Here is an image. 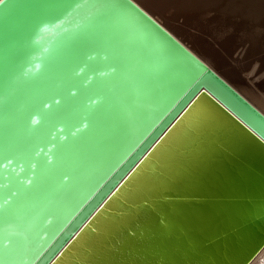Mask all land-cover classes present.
I'll list each match as a JSON object with an SVG mask.
<instances>
[{"label": "water", "instance_id": "water-1", "mask_svg": "<svg viewBox=\"0 0 264 264\" xmlns=\"http://www.w3.org/2000/svg\"><path fill=\"white\" fill-rule=\"evenodd\" d=\"M45 3L57 7L40 18L63 25L41 31ZM114 59L119 91L105 88L110 100L89 106L110 86L99 74ZM112 104L142 106L126 155L65 211ZM51 135L52 170L42 173L34 151ZM62 136L79 147L64 154ZM262 137L264 113L136 0H0V203L15 193L16 208L8 222L0 210V238L23 245V264H249L264 246ZM166 163L171 195H144Z\"/></svg>", "mask_w": 264, "mask_h": 264}, {"label": "bare ground", "instance_id": "bare-ground-1", "mask_svg": "<svg viewBox=\"0 0 264 264\" xmlns=\"http://www.w3.org/2000/svg\"><path fill=\"white\" fill-rule=\"evenodd\" d=\"M136 1L264 113V47L256 46L254 56L255 43L243 41L245 34L264 33V0ZM58 141L60 151L70 154L73 145ZM50 152L46 146L34 155L42 173L52 170ZM74 181L82 186L80 177ZM249 264H264V246Z\"/></svg>", "mask_w": 264, "mask_h": 264}, {"label": "snow or ice", "instance_id": "snow-or-ice-1", "mask_svg": "<svg viewBox=\"0 0 264 264\" xmlns=\"http://www.w3.org/2000/svg\"><path fill=\"white\" fill-rule=\"evenodd\" d=\"M44 12L37 19V26H42L41 31L47 30L50 26L54 25L59 27L64 24V20L59 17H53L47 22L40 18L43 14L47 13L50 9L57 7V5L45 3ZM86 7L85 5L77 4L75 8L79 9ZM78 27V26H77ZM85 58L91 60L92 57L88 56L85 53ZM105 59H108V56H105ZM71 71V70H70ZM84 72V68L78 66L74 71H71V75H79V73ZM113 77V80L109 85L100 86L92 96L87 99V104L89 106L97 105L100 101H109L110 97L104 94V89L108 88L109 91L115 95L120 89L121 85V73L119 63L114 59L113 63L108 66L106 72H101L99 75ZM85 84L91 83V78L84 80ZM77 92V88L70 87L68 90L69 96H74ZM53 103L59 104V98L51 99L41 102L42 108H49ZM142 112V106H136L133 112L124 110L119 104H112L110 117L96 125L95 136L89 146V155L87 160V167L89 174L85 176V184L83 186L75 185L71 190L70 198L62 204V209L65 211L75 210L79 206V203L86 199L87 196L95 188V184L91 183L92 179H95L96 183H99L105 175H108L109 172L119 163L120 160L126 155L127 149L125 148V143L130 137L131 130L134 126V122L140 118ZM33 123L39 124L40 119L32 121ZM81 128H88L89 121L87 119H82L80 121ZM57 132H63L62 127H57ZM56 139L55 135H51L46 146L55 147L51 144V141ZM61 139L67 140L66 136H62ZM264 139V137H262ZM79 147L78 145H73L69 147V150H73ZM45 152V147L37 145L34 155L39 156L41 153ZM154 155V153H153ZM150 158V157H149ZM149 158H146L149 159ZM6 163L4 167H7L12 163V160L5 157ZM142 164L144 162H141ZM35 167V165H33ZM139 167V166H138ZM136 173L134 172V175ZM35 175V173H33ZM68 173L63 174V179H70ZM171 174L169 165L163 164L160 168L156 169L154 173L149 176L143 186L142 192L144 195H160V196H170L171 193L167 191V187L171 182ZM131 179V177L129 178ZM28 184H32V181H27ZM90 185V186H89ZM85 189H87L85 191ZM15 196V193L10 194L7 199L0 203V210L4 213L5 221H11L16 219V208L9 203L12 201ZM147 203V201H145ZM61 210L56 207L52 211ZM23 245L13 240L10 235H4L0 238V264H23L24 257Z\"/></svg>", "mask_w": 264, "mask_h": 264}, {"label": "rangeland", "instance_id": "rangeland-1", "mask_svg": "<svg viewBox=\"0 0 264 264\" xmlns=\"http://www.w3.org/2000/svg\"><path fill=\"white\" fill-rule=\"evenodd\" d=\"M263 37V39H262ZM264 33L261 34H245L243 41L246 42V45L255 43L254 47L252 48V53L254 56L258 55V51L256 50V46L262 45L264 47ZM252 56V55H251ZM259 62V60H258ZM56 110V109H54ZM53 112H50L48 115H51ZM55 113H53L54 115Z\"/></svg>", "mask_w": 264, "mask_h": 264}]
</instances>
